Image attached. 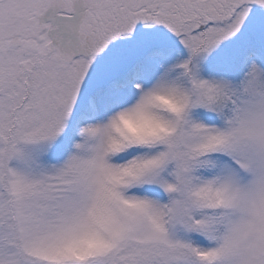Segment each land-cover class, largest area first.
Wrapping results in <instances>:
<instances>
[{"label": "snow or ice", "instance_id": "snow-or-ice-1", "mask_svg": "<svg viewBox=\"0 0 264 264\" xmlns=\"http://www.w3.org/2000/svg\"><path fill=\"white\" fill-rule=\"evenodd\" d=\"M0 264H264V0H0Z\"/></svg>", "mask_w": 264, "mask_h": 264}]
</instances>
